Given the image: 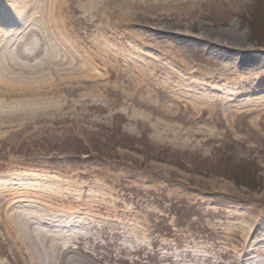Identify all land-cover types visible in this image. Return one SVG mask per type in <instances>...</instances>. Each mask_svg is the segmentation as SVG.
Masks as SVG:
<instances>
[{
    "label": "rangeland",
    "instance_id": "1",
    "mask_svg": "<svg viewBox=\"0 0 264 264\" xmlns=\"http://www.w3.org/2000/svg\"><path fill=\"white\" fill-rule=\"evenodd\" d=\"M163 3L141 8L130 24L174 33L153 37L156 48L204 73L209 94L219 98L214 86L224 82L214 80L233 72L226 76L236 84L263 80L255 64L264 62V0ZM80 16L73 7L70 26L84 32L81 51L95 54V27ZM205 32L225 46L194 38ZM138 37L116 34L105 54L118 60H98L108 69L94 83L105 85L102 96L85 81L59 94L71 105L0 129V264H264V107L257 104L264 93H254L263 97L252 105L224 97L198 120L176 103L165 116V101L178 91L162 69L148 86L153 102L147 91L133 95L136 72L125 64L137 58L130 47ZM29 50L18 62L39 56ZM156 101L157 109L147 107Z\"/></svg>",
    "mask_w": 264,
    "mask_h": 264
},
{
    "label": "bare ground",
    "instance_id": "2",
    "mask_svg": "<svg viewBox=\"0 0 264 264\" xmlns=\"http://www.w3.org/2000/svg\"><path fill=\"white\" fill-rule=\"evenodd\" d=\"M78 1L74 5V0H0V129L13 126L19 119L36 118L38 113L46 107H49L51 111H59L64 108V101L66 102L65 97L59 95L61 92L76 91L85 81L94 84L102 79L104 74L98 71L108 69L104 70L98 64V60L100 64H103L105 58L108 57H111L110 59L113 61L118 60V53L111 54V56L105 54V52H111L110 43L116 34L130 37L133 33H139L142 36L134 38L130 47V52L137 55V58L131 57L130 60L135 59L136 62L130 64L128 59L125 64L127 71L131 69L136 72L138 84L133 89V95L147 91V94H143V96L152 99L151 93L154 89L148 86L157 84L154 78L160 74L159 69L164 72L163 78L168 87L171 86L170 90L175 88L179 92H174L173 97L169 100L171 105L169 101H165L163 107L165 116L172 112L175 103L180 109L181 107L191 108L193 119L198 120L202 117L203 107H208L206 108L208 110L210 107L216 106V101L220 102L224 97L229 103L239 102L238 105L243 102L252 105L263 97L262 94L259 96H253V94L264 93V74H260L258 78V80L261 79L260 76L263 75L262 81L255 83L254 80H250L249 84H246L247 81L236 84L234 78L233 81H228L232 80L231 77L237 73L233 72L226 74L228 80L226 75L225 78L214 80V82H218V80L224 82V84L214 86V90L221 93L219 98H215L208 93L210 90L203 88L213 89L212 86H206L204 79L207 77L204 76V73L189 72L184 61L178 59L172 51L162 52L156 48L153 37L159 35L172 37L171 34L174 33L168 29L158 28V25L145 30L138 27V24L135 26L130 24L138 17H142L140 13L144 10L141 9L143 7L156 9V4L164 2L163 4L171 3L177 8H188L197 0ZM73 7L81 11V18L87 19L88 24L95 27L94 31L97 37H90L91 44L99 48L95 54L90 48L85 53L81 51L85 42L79 36L84 35V32L75 33V29L70 26L73 21L71 17ZM181 35L185 36V34ZM194 38L203 42L204 45L216 44L209 39L207 32L194 36ZM223 42L216 45L225 46ZM227 43L235 44L234 42ZM31 48L39 56L28 61L27 65L18 62V57H24ZM210 49L212 48L209 47ZM44 50L47 52L43 53ZM218 53L227 55V58L230 57L224 49H219ZM29 56L31 55L25 57ZM249 59H251L250 56ZM237 60L243 61V58L240 56L233 58L232 62H237ZM255 65L264 68V62L262 64L260 60H257ZM42 66L47 67L45 71L41 70ZM27 67L33 68L29 70ZM102 85V89H104L105 85L103 83ZM93 87L101 88L100 85L99 88L95 84ZM158 88L160 89V87ZM102 89L99 90L101 96ZM42 94H50L53 97H46ZM85 96L87 97H82L81 101L88 99V95ZM81 101H75V104ZM152 102L147 103V107H153L151 110L157 109V101L156 103ZM66 103L71 105L69 101ZM257 104L264 107L262 103ZM233 106L235 105H227L225 109H230ZM172 114L174 113L172 112ZM194 133L201 134L202 132L195 131ZM39 216L50 220V217L45 213H40ZM252 246L253 244L248 246L249 254L255 252L253 251L255 248ZM259 247L258 250L264 252V246Z\"/></svg>",
    "mask_w": 264,
    "mask_h": 264
},
{
    "label": "trees",
    "instance_id": "3",
    "mask_svg": "<svg viewBox=\"0 0 264 264\" xmlns=\"http://www.w3.org/2000/svg\"><path fill=\"white\" fill-rule=\"evenodd\" d=\"M258 23H255V29H260V27H256V25H257ZM259 25V24H258ZM253 29V24H252V28H251V30ZM254 34V33H253Z\"/></svg>",
    "mask_w": 264,
    "mask_h": 264
}]
</instances>
